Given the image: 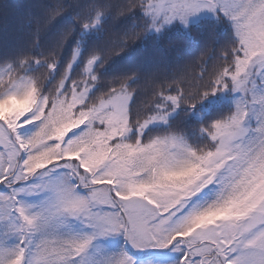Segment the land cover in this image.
<instances>
[{
	"label": "trees",
	"instance_id": "trees-1",
	"mask_svg": "<svg viewBox=\"0 0 264 264\" xmlns=\"http://www.w3.org/2000/svg\"><path fill=\"white\" fill-rule=\"evenodd\" d=\"M148 1L0 0V117L21 114L15 171L7 170L9 159L0 155V193H7L2 181L10 180L18 198L32 202L23 213L31 227L29 257L36 264H82L88 244L81 230L45 210L46 191L27 190L40 171L49 175L55 162L82 159L104 131L108 142L101 151L129 162L135 187L189 186L213 150L211 135L246 116L243 94L219 92L264 0H234L230 17L219 11L186 29L173 24L158 34L147 30ZM84 84L92 89L74 106L73 94ZM124 88L131 94L126 110L131 132L119 131L113 139L106 129L111 110L87 111ZM249 100L253 122L240 145L243 158L232 175L223 171L224 180L203 191L195 218L222 214L255 191L257 172L264 169V70ZM60 133H66L62 142ZM19 173L25 177L17 178ZM13 220L0 214V264H21L23 233ZM106 242L99 250L92 246L86 264L148 259L134 260L127 246Z\"/></svg>",
	"mask_w": 264,
	"mask_h": 264
},
{
	"label": "rangeland",
	"instance_id": "rangeland-1",
	"mask_svg": "<svg viewBox=\"0 0 264 264\" xmlns=\"http://www.w3.org/2000/svg\"><path fill=\"white\" fill-rule=\"evenodd\" d=\"M233 6L234 0H149L145 4L147 30L158 34L173 24L186 29L198 19L214 17L219 11L230 17ZM249 31L248 44L239 48L240 56L219 92L243 94L248 102L246 116L211 135L213 150L207 154L192 185L147 190L135 187L129 162L113 159L101 151V146L108 142L104 131L82 159L55 162L49 175L48 170L37 174L38 180L27 190L35 194L46 191L49 197L43 196L45 210L88 238L81 251L82 264L87 263L93 245L92 249L99 250L107 245L106 241L127 246L133 259L147 257L142 264H264V169L257 172L255 191L243 202L217 216L194 217L203 191L223 181V171L230 170L232 175L243 158L240 145L253 122L249 93L264 70V11L253 17ZM79 53V48L74 50L73 64ZM91 89L89 84L82 85L74 92L72 104L78 106ZM130 98V92L120 89L87 112L110 109L112 115L106 129L113 139L119 131L124 136L131 132L126 111ZM20 116L17 113L0 117V155L9 159L10 172L17 166L15 136ZM144 125L137 129L139 133ZM65 135L60 133L57 140L62 142ZM23 177L19 173L17 178ZM45 177L48 178L42 182ZM47 182H50L48 191ZM2 183L7 193H0V214L13 217V223L23 233L21 264H36L28 253L31 227L24 214L32 202L18 198L10 180Z\"/></svg>",
	"mask_w": 264,
	"mask_h": 264
}]
</instances>
